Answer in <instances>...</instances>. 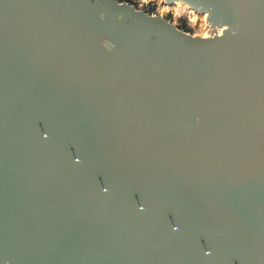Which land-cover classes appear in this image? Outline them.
Returning <instances> with one entry per match:
<instances>
[{
    "label": "water",
    "instance_id": "water-1",
    "mask_svg": "<svg viewBox=\"0 0 264 264\" xmlns=\"http://www.w3.org/2000/svg\"><path fill=\"white\" fill-rule=\"evenodd\" d=\"M0 0V264H264V0Z\"/></svg>",
    "mask_w": 264,
    "mask_h": 264
},
{
    "label": "rangeland",
    "instance_id": "rangeland-1",
    "mask_svg": "<svg viewBox=\"0 0 264 264\" xmlns=\"http://www.w3.org/2000/svg\"><path fill=\"white\" fill-rule=\"evenodd\" d=\"M133 2V0H130ZM135 0L134 7L142 9L149 14L159 15L179 29L186 28L188 33L198 36H211L215 32H222L224 25H212L209 21H204L205 10L195 9L182 2H168L166 0ZM218 28V29H217ZM183 30V29H182Z\"/></svg>",
    "mask_w": 264,
    "mask_h": 264
},
{
    "label": "built area",
    "instance_id": "built-area-1",
    "mask_svg": "<svg viewBox=\"0 0 264 264\" xmlns=\"http://www.w3.org/2000/svg\"><path fill=\"white\" fill-rule=\"evenodd\" d=\"M144 0H142V2H143ZM121 2H125V3H127V4H130V5H132V6H134V4H135V0H133V2H130V0H123V1H121ZM142 2H139V6L140 5H142L143 3ZM152 15H154V14H152ZM218 29V28H217ZM221 32H215L214 34H220Z\"/></svg>",
    "mask_w": 264,
    "mask_h": 264
},
{
    "label": "trees",
    "instance_id": "trees-1",
    "mask_svg": "<svg viewBox=\"0 0 264 264\" xmlns=\"http://www.w3.org/2000/svg\"><path fill=\"white\" fill-rule=\"evenodd\" d=\"M118 1L121 2V1H123V0H118ZM147 12H148V11H147ZM182 29H183L184 31H188L187 27H186V28H183V27H182Z\"/></svg>",
    "mask_w": 264,
    "mask_h": 264
},
{
    "label": "bare ground",
    "instance_id": "bare-ground-1",
    "mask_svg": "<svg viewBox=\"0 0 264 264\" xmlns=\"http://www.w3.org/2000/svg\"><path fill=\"white\" fill-rule=\"evenodd\" d=\"M173 2H176V4H178L177 2H180V1H173ZM183 4H186L185 2H182ZM186 5H188V4H186ZM195 10V9H194Z\"/></svg>",
    "mask_w": 264,
    "mask_h": 264
}]
</instances>
